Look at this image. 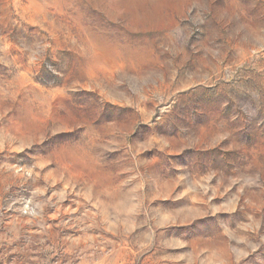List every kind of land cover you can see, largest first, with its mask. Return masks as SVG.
<instances>
[{
    "label": "rangeland",
    "instance_id": "obj_1",
    "mask_svg": "<svg viewBox=\"0 0 264 264\" xmlns=\"http://www.w3.org/2000/svg\"><path fill=\"white\" fill-rule=\"evenodd\" d=\"M0 264H264V0H0Z\"/></svg>",
    "mask_w": 264,
    "mask_h": 264
}]
</instances>
